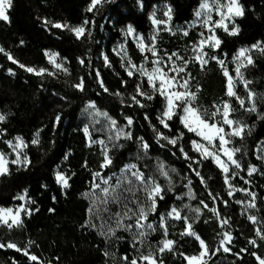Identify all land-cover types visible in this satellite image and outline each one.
<instances>
[{"label": "trees", "instance_id": "obj_1", "mask_svg": "<svg viewBox=\"0 0 264 264\" xmlns=\"http://www.w3.org/2000/svg\"><path fill=\"white\" fill-rule=\"evenodd\" d=\"M90 2L13 0L9 10L10 23L0 21V46L19 63L47 68L50 64L44 53L52 50L66 61L70 71L67 80L49 75L38 76L20 68L5 53H0V112L7 117L0 122V151L9 154L11 148L7 142L20 136L27 144L25 151L31 161L26 168L10 163L9 173L0 176V208L17 204V197L24 192L35 202L32 203V214L23 217L22 226L9 229L0 224V243H15L39 258L38 261H30L23 252L5 247L0 248V264H130L134 258L127 231L118 232L120 239H109L100 234L99 226H83L88 219L87 209L90 206V199L85 193L90 189L92 173L101 170L103 159L99 146L88 144L83 131L85 126L89 127L93 139L103 138L111 147L113 164L104 172L116 173L125 164L136 163L146 175L155 176L165 188L164 198L158 200L156 217L175 206L181 210L182 216H188L190 222L195 221L193 228L209 245V256L214 263L258 264L252 253L264 258V240L256 235L255 223L242 212L234 197L228 195L221 170L211 158L199 164L195 162L201 160L191 145L197 136L184 128L178 115L169 122L170 130L159 124L157 117L164 106L162 96L154 95L151 101L144 103L146 107L143 108L132 101L136 85L141 84L145 89L148 85L137 75L128 76L111 50L122 36L121 28L128 24H132L137 32L144 35L149 33L152 29L150 14L156 5L169 4L173 9V23L185 25L195 18L201 0H112L104 5L98 18L86 11ZM240 3L244 5L245 15L236 18V24L240 26L239 35H228L222 28L217 30L222 44L214 54L226 63L240 47L264 42V0H240ZM45 19L66 22L71 26L82 24L85 19H96L95 32L77 39L67 29L45 25ZM104 22L106 35L100 34L99 30ZM177 37H169L168 51L179 50L182 45L190 46L198 35L191 30L183 39ZM128 48L135 63L144 60V54L132 40H128ZM102 52L107 54L110 66L105 65ZM252 57L254 64L244 68L243 74L246 80L251 81V91L257 94L256 112L244 111L235 98L226 96L227 78L216 60L210 59L202 70L199 63L188 57L187 68L192 91L196 92L197 108L212 112L214 105L230 100L236 109L233 117L248 126L242 139H234V145L241 149L237 159L245 177H248L250 166L259 168L252 176V184L257 193L259 214L264 220V162L256 155L258 144L264 139V54L253 51ZM80 58L84 59L83 65L79 62ZM9 69L12 71L9 72ZM97 70L107 92L100 86ZM81 77L84 79L83 91L73 86L79 83ZM90 102H94L100 111L107 112L119 126L126 125L125 117L131 116L134 121L130 128L132 139L110 141L112 133L108 123L90 114L91 108L87 106ZM145 114H148V120ZM57 115L60 116L59 123L56 122ZM149 121L170 137L182 132L184 135L178 146L167 145L162 140L161 144L167 146L160 147L155 142L156 133ZM37 131L40 133V143L33 145L31 140ZM141 136L150 144L146 156L138 142ZM180 146L184 147L191 160L184 158L179 151ZM158 162L165 164L170 180L158 174ZM59 167L71 177L67 189H62L56 183L55 173ZM173 168L175 172L171 171ZM193 169L200 172L205 183H201ZM189 189L191 197L188 195ZM209 193L217 197L215 201ZM201 201L208 208H204ZM224 201H227L226 205ZM196 208L201 209L198 218L192 211ZM209 208L218 210L220 218H229L230 223L222 227L216 214ZM49 209L54 211L50 212ZM93 223L96 222L93 220ZM167 225L169 239L176 241L174 250L157 255L165 264H184L186 255L201 250L199 242L192 236L181 235L185 230L183 220H170ZM225 230L233 237L230 252H224L219 245ZM163 237V232H158L153 236L154 242L159 243ZM251 239L256 240L255 246L249 243ZM105 252L109 255L105 256ZM124 256L128 257L127 262L122 259Z\"/></svg>", "mask_w": 264, "mask_h": 264}, {"label": "snow or ice", "instance_id": "obj_2", "mask_svg": "<svg viewBox=\"0 0 264 264\" xmlns=\"http://www.w3.org/2000/svg\"><path fill=\"white\" fill-rule=\"evenodd\" d=\"M112 0H91L86 11L93 12L97 9L98 6H102L104 3H110ZM13 6V0H0V21L10 23L9 10ZM142 6V5H141ZM215 11L216 14L220 17L219 20H213L212 12ZM166 19L158 20L156 19L155 12L151 15V20L154 26H156L157 32L160 30L171 31L169 26L173 18V9L169 5L167 11L163 13ZM245 15L244 5L240 3V0H201L199 8L195 12V16L198 18L203 27L207 29L210 35L205 36L204 33H201V39L194 45L193 51L196 53L193 59L199 63L201 69L209 63V59L216 60L221 68L223 73L227 78V90L226 96L229 98H235L238 102L241 109L248 112L257 111V94L249 88L251 81H248L244 78L242 69L247 68V66L254 64V59L251 55L253 50L264 54V42L258 41L257 43L251 45L250 48H242L239 50L237 56L234 58L236 61L235 67V76L231 75L226 67L224 60L220 59L217 56L209 57L206 48H211L217 50L222 44V40L216 35V28H223V30L228 33V35L236 36L240 33V26L235 23L236 17H243ZM227 21V23H225ZM45 25H51L53 28L67 29L71 31L77 39H81L84 36H91V31L88 29V25L94 24V21H89L85 19L81 25L71 26L68 23L53 22L48 19L44 21ZM228 24H231L232 27L229 28ZM163 25V29L160 26ZM126 37H133L136 40V46L141 53L149 52L155 59L152 61L153 67L149 71L143 65L137 67L136 64L132 63L131 59H127V66L122 63V67H125V71L128 76H133L135 72H139L140 75L147 78L149 87L152 89V95H149L142 90V85L137 84L135 88V95H132V101L139 105L140 107H146L144 103L141 102L137 97H143L149 101L154 98V95L159 94L164 98V106L160 112V115L157 117L159 124L163 126L164 129L170 130V121L173 120L177 115L181 124L189 132L195 133L200 137V141L193 140L191 145L194 151L198 152L201 160L195 161L200 163L202 160L211 158L213 163L221 170L224 183L228 186L229 191L228 195L232 196L235 191H245L247 189H236L231 184V179L234 178L237 173L235 169L241 168V163L239 159L236 158V154L241 152V149L238 147L231 146L233 138L239 137L243 138L245 129L247 125L238 119H234V113L236 109L232 106L230 100H224L219 105H214V111L208 112L207 110L201 111L199 108L193 106V102L196 100V92L191 91L189 88V79L191 78L190 73H187L188 78H183L182 73H186L187 65L189 63L183 56H180L178 53L167 54V59L159 55V52L155 46L156 36L152 37V44L148 45L144 42V38L139 34L132 24H128L124 30ZM183 34L186 36L188 32L185 30ZM21 44L24 42L21 40ZM120 50L124 52V56L127 57V51L123 44L120 45ZM113 51H116L115 49ZM0 53H5L7 58L13 63L19 64L20 68H24L30 73L35 75L42 76L44 74L55 75L54 71H49L46 68L35 69L33 67H27L24 64L19 63L15 58L10 54L5 52V49L0 46ZM45 56L48 58V62L54 66L56 70H62L67 73L68 68L64 67L63 61L57 62V57L59 53L45 51ZM120 53L117 52V55ZM173 57L176 59L174 60ZM106 66H110V61L107 55L103 56ZM148 57L145 56V60ZM123 60V58H122ZM176 60L181 61L180 65L176 64ZM79 62L83 65L84 59L80 58ZM167 68V71H165ZM12 70L9 69V72ZM97 78L99 80L100 86L105 92L108 91L104 87L102 79H99L100 73L97 70ZM239 80L243 83L244 88L247 90V101L251 105L246 107V100L237 95L235 91L236 80ZM75 88L80 91L84 90V79L80 78L79 83L73 85ZM120 95V93H116ZM89 108L95 109L92 115L94 117H103L107 120L109 130L112 135L109 136L110 141H118L121 138L132 139L133 133L125 131V127L131 128L134 121L131 116L125 117L126 125L124 127L118 126V122L115 119H112L107 112H102L96 108L94 102L89 104ZM87 111V110H86ZM5 114H0V122L6 120ZM264 118V117H262ZM145 119L148 120V114H145ZM60 116L57 115L56 122L59 123ZM95 123H100L99 120H94ZM150 123V121H149ZM152 130L156 133L155 142L160 147H166L167 145L178 146L179 141L183 138V133H178L176 136H168L156 127V125H151ZM85 135L89 138L90 145L91 143H100L104 145L102 152L103 159L100 164V171L92 173V182L90 186V191L85 193L86 196L90 199V206L87 209L88 219L85 220L83 226L86 227H97L96 223H93V220L100 221V234L107 238L116 236L118 230L131 231L133 228L136 229V234L134 236L135 241L139 240L143 243V239L146 236L145 228L155 231V227L152 223L148 222L149 215L155 213L158 207V200L164 198L165 188L157 181L155 176L146 175V172L142 170L136 163L125 164L120 168L119 173H112L110 176L104 174V169L110 168L113 164V159L109 154V149L103 140L92 141L91 132L86 126L83 129ZM40 133L36 132L34 138L31 140V144L37 145L40 143L39 140ZM16 143L13 144L12 141L7 143L12 148V151L16 154V159L9 161L3 153H0V176L7 175L9 173L8 164L21 165L27 167L30 165L31 161L28 158L27 154L22 151L23 148L27 147V144L24 142L23 138L17 136L15 138ZM166 141V144H161V141ZM138 142L140 144V149L147 155V152L150 148V144L144 140V137H139ZM115 146V145H114ZM260 152L264 153V147L258 149ZM179 151L183 154L185 159L191 160L188 153L185 152L184 147L180 146ZM175 153H173L174 155ZM258 159L264 158V156H258ZM67 159V156H65ZM191 168V164L188 165ZM146 167V166H145ZM172 172L176 170L171 169ZM195 171V174L200 177L201 183H205L204 177L200 176V172ZM257 171L255 166H250L248 169V175L251 176ZM157 172L160 176L169 179V170L166 169V166L163 162H158ZM71 177L66 175L64 172L57 171L55 173L56 183L61 186L62 189H67L70 187ZM191 184V181H189ZM171 190V189H169ZM144 193V199L141 200L139 193ZM252 196V201L247 204L248 208L255 207V193L248 192ZM26 195V192H25ZM25 195L17 197L20 200L25 199ZM189 197L192 196L191 190L188 192ZM212 196L211 193H209ZM216 196H212V199L215 201ZM55 200V197H53ZM35 203L34 201H31ZM204 208H208V205L204 201L200 202ZM225 205L227 201L223 202ZM237 203L243 204V201H237ZM110 205H118L120 207L119 211L112 212ZM187 207V205L185 206ZM39 209L37 208L36 211ZM32 209L26 208L24 205H21L18 209L13 211L11 208H0V224L7 226L9 229L15 227H20L23 224V219L21 213L25 215H31ZM50 212H53L54 209H49ZM197 214V218L201 213L200 208L192 210ZM217 218L220 220L221 226L228 225L230 223L229 218H220V213L216 209H211ZM169 218L176 220H183L185 223V230L181 235H188L194 237L200 245L201 251L198 255L185 256L187 264H207L206 257L210 254L209 245L205 240H203L199 234L194 230L193 223L194 220L190 222V218L186 215L182 216L181 210L173 206L166 214H162L160 217L159 227L163 230L165 239L161 241V246L157 249V252L162 254L165 251L171 252L174 250V245L176 241L167 239L168 227L167 220ZM248 219L253 223H257V217L254 215L248 216ZM129 221H134L130 223ZM256 235L264 240V233L261 229L257 228ZM233 240V237L230 232H225L223 234V239L220 241V245L223 248L224 252H230L231 249L226 246L230 244ZM31 244V242H29ZM249 243L256 245V240L251 239ZM10 248L15 249L18 252H23L25 256L28 257L30 261H38L39 258L30 254L27 248H20L17 244L8 242L0 243V248ZM219 251V249H216ZM241 251H247V249H242ZM211 254H215L212 252ZM105 256L109 255L108 252L104 253ZM183 255V253H181ZM238 255V254H237ZM255 256L258 264H264V258L256 255L255 252L252 253ZM124 261H128V257L124 256L122 258ZM43 264V262H40ZM130 264H163V260L156 254V252L150 251L148 255H141L138 259L133 258L130 261Z\"/></svg>", "mask_w": 264, "mask_h": 264}, {"label": "rangeland", "instance_id": "obj_3", "mask_svg": "<svg viewBox=\"0 0 264 264\" xmlns=\"http://www.w3.org/2000/svg\"><path fill=\"white\" fill-rule=\"evenodd\" d=\"M105 4H106V3H104L102 6H98L97 9L94 10V11L92 12V13L96 16V18L99 17L100 12H101L102 8H104V5H105ZM168 6H169V4H167V3H160V4L156 5V6L153 8V10H152V12H151V14H150V17H151V15H152V13L155 12V14H156V19H158V20H164V19H166V17H164L163 13H164L165 11H167ZM198 8H199V7H198ZM212 17H213V20H219V19H220V17L216 14L215 11L212 12ZM236 18H237V17H236ZM236 18H235V23H236ZM88 20H89V19H88ZM150 20H151V18H150ZM89 21H94V24H90V25H88V29L91 31V35H92V34H94V32H95L96 19L89 20ZM105 22H107V18L105 19ZM105 22L101 24V26L99 27V30H100V34H105V35H106V34H107V31H106V29H105V27H104V26H105V25H104ZM151 23H152V20H151ZM225 23H227V21H225ZM79 25H81V24H79ZM75 26H78V25H75ZM126 26H127V25H126ZM126 26L123 27V28H121V35H122L121 38L117 39L116 42L112 45V47H111L112 53H113V54H114V55L120 60L121 65H122V63H124L125 66H127V59L130 58L131 61H132V63L136 64L137 67H140L141 65H143L146 69H148V70L150 71L151 68L153 67L152 61L155 59V57H153V56L151 55V53H149V52H145V53H143V54H144V60H143L141 63L137 64V63H135V62L133 61V59L131 58L130 53H129L128 40H132V41L134 42L135 45H136L137 42H136V40H135L133 37H126V36H125V34H124V30L126 29ZM169 26L171 27V31L160 30V31L157 32L156 26H154L153 23H152V29H151V31H150L147 35H144V34L138 32L139 34H141V35L143 36V38H144V42H145L146 44H148V45H151V44H152V37H153V36H156L155 46H156V48H157V50H158V52H159V55H160L161 57H164L165 60L167 59V54H171V53H174V52H175V53H178L180 56H183V57H184L186 60H188V61H189V59H187L188 57H190V59H193V57H194L195 54H196V53L193 51V47H194V45H195V44L201 39V35H200V34H201V33H204L205 36L210 35V33L207 31V29H206L205 27H203V25H202L200 22H198V18H197L196 16H195V18H194L191 22H189V23H187V24H185V25L174 24V23H173V20H172ZM163 27H164L163 25L160 26L161 29H163ZM228 27L231 28L232 25H231V24H228ZM218 29H219V28H216V30H215V33H216L217 36H218V33H217V30H218ZM222 29H223V28H222ZM185 30L188 32V34L190 33L191 30H195L196 33H197V35H198L197 40L194 41V42H192V43L190 44V46L184 44L185 46L182 45V47H180L179 50H175V51H173V52L168 51V45H167V44L170 43L169 37H172V36H178L177 38H182V39H183L184 37L188 36V35L185 36V35L183 34V32H184ZM218 37H219V36H218ZM121 44H123V45L125 46V48H126V51H127V57H125V56H124V52L120 50V45H121ZM136 47H137V46H136ZM250 47H251V45H250V46H242V47H240V48L238 49V51L235 53V55L233 56V58H232L228 63H226L225 60H224L223 58H220L218 55L214 54V51H215V50H213V49H211V48H206L205 51L208 52L209 57H211V56H217V57H219L220 59L224 60V63H225V65H226V67L228 68L229 73H230L231 75L235 76L236 61H235L234 58L237 56V54H238V52H239L240 49H242V48H250ZM114 49H115L116 51H113ZM47 51H49V52H55V51H52V50H47ZM253 51H255V50H253ZM253 51L251 52V55H252ZM117 52H119L120 54L117 55ZM55 53H57V52H55ZM104 55H107V54H106L105 52H102L101 57L103 58ZM145 56L148 57L147 60H145ZM122 58H123V60H122ZM47 59H48V58H47ZM56 59H57V62H61V61H63V63H64V67L68 68L67 63H66V61H65L64 59H62L60 56H58ZM173 59L175 60L176 58L173 57ZM103 60H104V59H103ZM193 60H194V59H193ZM209 60H210V59H209ZM194 61H195V60H194ZM195 62H196V61H195ZM197 63H198V62H197ZM49 64H50V63H49ZM176 64H177V65H180V64H181V61L176 60ZM188 64H189V63H188ZM187 66H188V65H187ZM27 67H33V68H35V69H37V70L40 69V67H34V66H27ZM41 68H42V67H41ZM123 68L125 69V67H123ZM46 69H48L49 71H54V72H55V75H54V76H53V75H49V76H52V77L57 78V79L67 80V79H68V76H69V74H70L69 68H68V72L65 73V72H63L62 70H56L52 64H50V66L47 67ZM243 70H244V69H242V71H243ZM165 71H167V68H165ZM187 73H190V72L188 71V68H187V70H186V73H182L181 76H182L183 78H188ZM44 75H48V74H44ZM134 75L139 76V77H140L141 79H143V80L145 81V83H147V85H148V82H147V78H146V77L140 75L139 72H135ZM134 75H133V76H134ZM190 83H191V78L189 79V88H190V90L192 91V87H191ZM142 90L145 91L146 93H148L149 95H152V89L149 87V85H148V88H147V89H145V88L142 87ZM235 91L237 92V95H238V96H240V97H242V98H245V100H246V107H250L251 105L248 103V101H247V99H246V97H247V90L244 88L243 83H242L241 81H239L238 79L236 80ZM137 99H140L142 103H145V102L148 101L147 99H145V98H143V97H139V98H137ZM195 101H196V100H195ZM195 101L193 102V106H194V107H196V106H195ZM90 103H91V102H90ZM90 103H88L87 106H89ZM96 108L98 109L97 106H96ZM94 111H95V109H92V108H91V110H90V114L92 115V113H94ZM0 114H2V113L0 112ZM92 116H93V115H92ZM96 118H97V119H103V120H105V121L107 122V120H106L105 118H103V117H99V116H97ZM111 118H112V117H111ZM233 118H234V117H233ZM112 119H113V118H112ZM234 119H236V118H234ZM107 123H108V122H107ZM118 126H119V125H118ZM124 126H125V125H124ZM124 126H120V127H124ZM85 127H86V126H85ZM85 127H84V128H85ZM87 127H88V126H87ZM247 127H248V126H247ZM88 128H89V127H88ZM89 130H90V129H89ZM129 130H130L129 128L125 127V131H129ZM130 131H131V130H130ZM194 134H195V133H194ZM195 135H196V134H195ZM196 136H197V135H196ZM0 137H1V134H0ZM16 137H17V136H16ZM16 137H14L13 139H11V140H9V141H12L13 144H15V143H16V140H15ZM235 138H239V137H235ZM235 138H233L232 145H231V146H234V147H236V146L234 145V139H235ZM200 139H201V138L197 136V138L194 139V140L200 141ZM91 140H92V141H100V140H103V141L105 142V145H107V147H108V149H109V154H110V149H111V147H110L109 143H108L106 140H104L103 138L93 139L92 137H91ZM87 141H88V144L90 145V142H89V138H88V137H87ZM24 142H25V141H24ZM8 145H9V144H8ZM91 145H97V146H99L101 152H103L104 145H101L100 143H91ZM260 147H264V139L258 144V147H257V149H256V155H257V157H258V156H264V153H262V152H260V151L258 150ZM10 148H11V147H10ZM22 151H23L24 153H26L25 148H23ZM0 153H3V152L0 151ZM3 154L6 156V158H7L9 161H11V160H13V159H16V154L12 151V148H11V152H10L9 154H5V153H3ZM236 158H237V154H236ZM260 160H262V161L264 162V158H260ZM9 164H10V163H9ZM128 164H129V163H128ZM18 166H21V165H18ZM252 166H254V165H252ZM255 167L257 168V171H256V172H258L259 168H258L257 166H255ZM57 171H61V167H59V168L57 169ZM57 171H56V172H57ZM234 171L237 173V175H236L234 178L231 179V184H232V185L234 186V188H236V189H247L248 192L255 193V207H254V208H248V207H247V204H248L249 202L252 201V196H250V195L248 194V192H245V191H235V192L233 193L232 197H234V200H235L236 203H237V201H243V202H244L243 204L238 203V204L241 206V210H242V212H243L247 217L250 216V215H254V216H256V217H257V223H255V225H256V230H257V228H259V229H261L262 233H264V220L260 217V214H259V207H258L257 193H256V191L253 189V184H252V176H253V174H255L256 172L253 173L251 176H249V175H248V172H247L248 177H245V176L243 175V173H242V167L239 168V169H235V168H234ZM61 172H62V171H61ZM116 173L118 174L119 172H116ZM104 174H105L106 176H110V175H112L111 173H106V172H104ZM90 186H91V184H90ZM227 189H228V191H229L228 186H227ZM89 191H90V189H89ZM89 191H88V192H89ZM21 195H25V192L22 193V194H20L19 196H21ZM19 196H18V197H19ZM139 197H140L141 200H143V199H144V193H143V192H140V193H139ZM17 199H18V198H17ZM18 200H19V202H18L17 204H15V205H13V206H11V207H6V208H11V209H13V211H15V210L18 209L21 205H24L26 208L32 209V202H31V199H29V198L27 197V195H25V199H24V200H20V199H18ZM172 207H173V206H172ZM172 207H171V208H172ZM110 208H111V211H112V212H116V211H119V210H120V207H119L118 205H110ZM171 208H170V209H171ZM211 209H214V208H209L210 211H211ZM168 211H169V210H168ZM168 211L164 212L163 214H166ZM211 212H213V211H211ZM161 215H162V214H161ZM161 215H159L158 217H156V212H155V213H151V214L149 215L148 222H150V223H152V224L154 225V227H155V231L145 228L144 231L146 232V236H145L144 238H142V239H143V243H141L139 240H136V241H135V247H133V244H134V236H135V234H136V229L133 228L131 231H127V233H128L129 236H130V238H129V242L131 243V246H132V248H133L132 255L134 256V258H137V259H138L141 255H148V253H149L150 251H152V252H156V254L158 253V252H157V249L161 246V241L165 239V236H164V233H163V236H164V237H163V239H162L159 243H155V242H154L153 236H154L155 234H158V232H163V230L159 227V223H160V217H161ZM21 216H22V219H23V217L25 216V214L22 212V213H21ZM170 220H176V219L169 218V219L167 220V224H168V222H169ZM94 221L96 222L97 226L100 225V221H99V220H94ZM129 222H130V223H134V221H129ZM251 222H252V221H251ZM167 226H168V225H167ZM119 231H120V230H118V231L116 232V236L111 237L110 239H116V238L120 239V237H119V235H118V232H119ZM225 232H228V231L225 230V231L222 233V237H221L220 241L223 239V234H224ZM167 239H169L168 235H167ZM171 240H172V239H171ZM230 244H231V243H230ZM230 244H226V246L229 247ZM219 245H220V242H219ZM220 248L223 250V248L221 247V245H220ZM200 251H201V250H200ZM200 251H199V252H200ZM199 252L196 253V254H193V255H198ZM158 254H160V253H158ZM193 255H186V256H193ZM205 259L207 260V264H216V263L213 262V260L211 259L210 256L206 257ZM163 264H165V263L163 262ZM184 264H187V261H186V260H185V263H184Z\"/></svg>", "mask_w": 264, "mask_h": 264}, {"label": "crops", "instance_id": "obj_4", "mask_svg": "<svg viewBox=\"0 0 264 264\" xmlns=\"http://www.w3.org/2000/svg\"><path fill=\"white\" fill-rule=\"evenodd\" d=\"M8 169H9V164H8Z\"/></svg>", "mask_w": 264, "mask_h": 264}]
</instances>
